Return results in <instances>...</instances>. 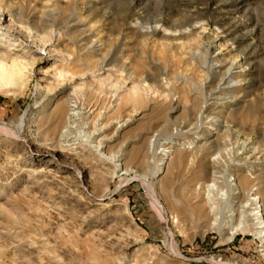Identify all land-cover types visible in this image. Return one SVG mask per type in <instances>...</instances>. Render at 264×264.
Returning <instances> with one entry per match:
<instances>
[{
	"label": "rangeland",
	"instance_id": "obj_1",
	"mask_svg": "<svg viewBox=\"0 0 264 264\" xmlns=\"http://www.w3.org/2000/svg\"><path fill=\"white\" fill-rule=\"evenodd\" d=\"M0 54V264H264V0H0Z\"/></svg>",
	"mask_w": 264,
	"mask_h": 264
},
{
	"label": "bare ground",
	"instance_id": "obj_2",
	"mask_svg": "<svg viewBox=\"0 0 264 264\" xmlns=\"http://www.w3.org/2000/svg\"><path fill=\"white\" fill-rule=\"evenodd\" d=\"M5 58L6 57L3 54H0V92L5 91L8 93V91H10L12 87H17L19 89L24 88L28 83V76L25 74V69L27 67L25 66L26 63L24 64L22 63V61L16 58H11L10 60H6ZM241 65L242 64L240 63L238 66L240 67ZM166 155L167 154L165 151L164 157L160 160V164H164L163 160L167 158ZM237 170L238 168L236 167L235 171ZM240 182V177L237 173L230 174L225 179L226 188L228 190L223 197V203L221 206L222 208H220L221 212L218 213H228L230 221H235V219L237 218L236 215L238 214V212H240L239 209L244 207V205H242L243 194ZM214 185L215 181L214 179H211L208 186L213 187ZM250 195L251 196L249 198V201L250 204L253 205L250 214L253 216V219L255 221V227L259 229L257 233H264V209L262 207V204L259 203L258 196H256L252 192L250 193ZM211 209L212 207H209V210ZM221 225L222 219L217 220L216 227L218 231H220ZM231 229L235 230V227H232ZM230 234H233V231H231Z\"/></svg>",
	"mask_w": 264,
	"mask_h": 264
}]
</instances>
